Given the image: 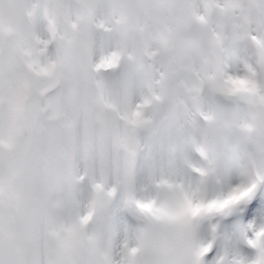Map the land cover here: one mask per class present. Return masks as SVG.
I'll list each match as a JSON object with an SVG mask.
<instances>
[{"label": "snow or ice", "instance_id": "1", "mask_svg": "<svg viewBox=\"0 0 264 264\" xmlns=\"http://www.w3.org/2000/svg\"><path fill=\"white\" fill-rule=\"evenodd\" d=\"M0 264H264V0H0Z\"/></svg>", "mask_w": 264, "mask_h": 264}]
</instances>
